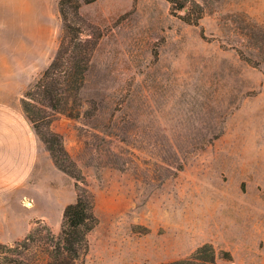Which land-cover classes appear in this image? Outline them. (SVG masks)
<instances>
[{"label":"rangeland","instance_id":"1","mask_svg":"<svg viewBox=\"0 0 264 264\" xmlns=\"http://www.w3.org/2000/svg\"><path fill=\"white\" fill-rule=\"evenodd\" d=\"M59 1L47 0L45 54L11 78L25 86L21 109L45 154L24 188L27 230L0 242L34 228L43 237L44 226L57 237L76 198L41 140L51 132L94 198L83 264L166 263L204 243L217 264H264V0H196L205 39L164 0H80L67 28ZM65 37L73 51L51 78L57 111L36 86ZM86 40L96 45L78 80L71 59ZM47 250L35 243L23 259L46 264Z\"/></svg>","mask_w":264,"mask_h":264},{"label":"crops","instance_id":"2","mask_svg":"<svg viewBox=\"0 0 264 264\" xmlns=\"http://www.w3.org/2000/svg\"><path fill=\"white\" fill-rule=\"evenodd\" d=\"M50 19L47 0H0V233L27 230V209L21 204L24 188L31 182L33 160L45 154L21 109L19 95L25 86L11 78L45 54L51 37ZM237 242L249 247L243 236Z\"/></svg>","mask_w":264,"mask_h":264},{"label":"trees","instance_id":"3","mask_svg":"<svg viewBox=\"0 0 264 264\" xmlns=\"http://www.w3.org/2000/svg\"><path fill=\"white\" fill-rule=\"evenodd\" d=\"M89 3L91 0H82ZM169 5V12L172 16L177 17L183 23L199 28V34L205 39L204 31L200 27L199 22L203 16V8L196 0H164ZM80 0H60L58 9L63 21V26L67 23L69 14L78 16ZM66 25V28H67ZM69 29V28H68ZM76 48H82L81 51L72 56L71 77L81 79L86 70L89 61V53L96 45L95 40H86L83 43L78 42ZM71 39L63 38L60 46L44 71L41 80L36 86L42 90L44 97L47 99L53 110L60 109V101L55 99L56 89L52 83V75L60 70L62 61L66 56L70 55ZM74 46V45H73ZM86 54L84 65L79 67L80 55ZM242 58V53H238ZM250 63L249 59H245ZM80 69V71L76 70ZM35 130L40 135L38 127L34 125ZM41 136V135H40ZM41 140L45 143L46 148L51 156L54 165L62 172L68 174L76 183V198L74 202L67 204L62 211L60 232L54 237L47 226H44L45 236H41L39 230L34 228L21 241L13 244H5L0 242V264H30L23 259L31 245L35 243H43L48 247V261L46 264H83V259L88 252L87 235L97 225V218L94 215V198L88 190L85 178L76 166L69 160L67 153L61 145V138L53 133H49V138L41 136ZM60 145L59 156L53 145ZM225 259H230L229 254L222 253ZM217 253L210 243H204L197 246L188 256L174 261L159 264H217ZM138 264V263H132Z\"/></svg>","mask_w":264,"mask_h":264},{"label":"bare ground","instance_id":"4","mask_svg":"<svg viewBox=\"0 0 264 264\" xmlns=\"http://www.w3.org/2000/svg\"><path fill=\"white\" fill-rule=\"evenodd\" d=\"M27 206H29V204H27Z\"/></svg>","mask_w":264,"mask_h":264}]
</instances>
